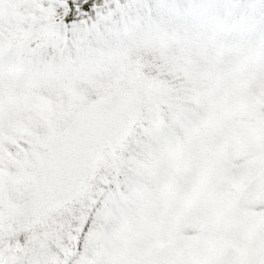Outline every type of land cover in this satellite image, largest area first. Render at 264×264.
<instances>
[{"label":"snow or ice","instance_id":"snow-or-ice-1","mask_svg":"<svg viewBox=\"0 0 264 264\" xmlns=\"http://www.w3.org/2000/svg\"><path fill=\"white\" fill-rule=\"evenodd\" d=\"M0 264H264V0H0Z\"/></svg>","mask_w":264,"mask_h":264}]
</instances>
